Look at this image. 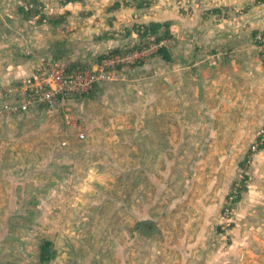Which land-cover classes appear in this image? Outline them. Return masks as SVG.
Returning <instances> with one entry per match:
<instances>
[{
    "label": "crops",
    "instance_id": "1",
    "mask_svg": "<svg viewBox=\"0 0 264 264\" xmlns=\"http://www.w3.org/2000/svg\"><path fill=\"white\" fill-rule=\"evenodd\" d=\"M54 1L56 0H51V4ZM160 1L163 4L158 0L160 5L163 6L158 9L156 14L158 18H154L156 21H161L165 18L166 13L171 15V11H174L175 8L177 11V8H179L175 5L177 0ZM205 1L208 2L209 6L216 7L215 9L218 12L217 7L219 5H232V2L236 0ZM133 5L139 6L137 4ZM246 5L251 7L250 4L243 6ZM35 8L37 10L42 8L41 12H44L45 17L39 19L41 14ZM252 8L257 9L258 7ZM105 10L100 16L98 14L94 15L96 20L92 26L112 25L114 19L106 22ZM46 11L43 0H17L14 3L2 1L0 3V86L16 83L22 76L29 74L30 68L33 70L37 65L36 59L32 63L23 56V48H20L23 42L26 46L32 45L29 46L30 49L39 58L45 57V59L48 58L46 60L53 62H57V60L67 61V59L72 62H79V60L85 62L89 61L90 58H94L90 56V52H86L85 47H88L90 43H100L101 41L96 36L97 34L83 36L81 35L83 32H80L83 29V21L81 20H90L94 14L93 12H86L85 9V11L79 13L76 9L74 11L70 10L65 4H61L57 10L52 4L50 12L47 13ZM28 13L31 14L28 16ZM84 13H89V16L86 18ZM249 14L250 12L247 16ZM70 17L79 20L80 24H74L76 21ZM241 21V26L236 19L217 21L214 25L215 27L221 26L224 29L232 25L240 30L242 26L252 23L250 18L248 20L250 23L243 20V18ZM78 26L80 29H78ZM110 30L112 29L104 30L103 28L100 32L105 31L107 34ZM197 30L201 32L199 40L195 42L190 36H187L186 38L190 40H185L184 43L190 41L192 44L203 43L204 53L205 50L211 51L210 54L222 50L218 47L211 50L208 48L211 47L210 43L213 38H217L215 42L222 40L220 38L222 37L221 34L208 35L206 26L201 23L198 24ZM254 32L255 30L252 29L251 34ZM200 35L195 34L192 37L195 39ZM236 37V33H232L229 39L222 42L227 44L222 52L227 53V55L223 56L222 63L220 61L219 65L213 64L209 70H206L207 72L212 70L213 73L210 76L204 68V66L209 65L204 63L200 68L197 61L202 51L190 47L188 51L183 50V52L177 53L175 62H179L180 65L178 64L175 69L170 68V59L164 58L160 54L146 56L131 64L118 67V80L94 84L87 93H84L81 97L79 96L80 101L74 98H79L77 95L65 99L67 101L63 100L62 104L71 103L69 104L71 106L65 110L67 113L62 111L64 115L60 119L54 118L57 121L55 123L59 125L62 122L67 124L69 128L74 126L79 128L76 136L67 135L61 141L66 149H49L48 147L38 146V144L34 145L26 141V134L24 133L22 136L19 124H15L14 120L19 121V118L30 111L43 110L40 107L52 112L45 105L32 106L22 113H5L1 111L4 98H0V141L4 139L0 146V213L2 215L0 217L3 219V221H0V235L4 236V241L13 239L10 237L12 235H18L17 240L23 244L27 235L38 236V241L34 245L35 253L38 256L42 243L49 240L48 235L56 232L60 233V230L65 232L71 230L68 227L66 229L56 227L59 218L78 220L85 215V218L90 220L93 217H99L104 219V225H106V219L110 218L111 214L108 210L102 212L103 206L98 208V204L106 206V203H114L120 205L112 213L116 216L114 218L120 221V224L114 229L110 225L107 229L104 226L103 233L110 236L125 235L126 238L124 240L122 238L121 242H125L124 248L130 251V257L128 256V258L120 253L122 258L120 262L119 258H115V263L166 264L160 258L152 259L150 253L159 252L163 249L161 246L154 249L153 242L164 246V238H167V234L158 235L155 238L151 237L154 229L158 227L157 222L154 221L156 215L160 216L163 213L162 210H158V213L152 208L156 202H163L160 199L163 196L159 199L156 198L155 182L160 183L159 190H162V192L165 187V184H163L164 178L161 183L159 179H156L155 171L156 169L163 173L170 171L172 163L161 159V157L157 161L150 162L146 160L144 162L142 156L178 155L177 149L183 144L189 145L184 155L193 154L195 159L198 157L196 161L200 162L199 155L202 151L216 146V143L212 142L205 144L202 135H197L193 141V134H190L188 143L185 137L181 143L180 137L173 134V131L177 132L179 128L182 131H190L191 133L199 131L200 124L211 122L210 118L206 116L211 113L209 107H219L217 106V98L228 101L230 97L228 89L230 88L233 90L231 97L235 93L234 90L241 92L247 90L248 83L246 81L240 80L241 83H244V91L238 89L236 86L241 85H237L234 81L237 77L234 66L236 64L238 66L242 61L245 62L249 56V49L245 50L244 47L246 44L244 46L239 45L241 41ZM75 39L78 41L72 42ZM141 39H135V41L141 43ZM242 40L243 42L250 41V34ZM79 44H82V49L78 47ZM26 46L25 48H27ZM74 49L82 55L77 56ZM104 52H106L105 48ZM238 58L240 59L239 62ZM225 66L226 70L223 71L222 68ZM85 70L89 69L85 68L83 71ZM224 74H227V77L220 85V79ZM216 79L217 82H214ZM224 87H226V95L223 94ZM219 88H222V91ZM229 105H231L230 102ZM77 106L80 107L78 112L74 110ZM70 113L74 117L73 123ZM54 129L55 131L47 135L41 129H39L40 131L36 129L32 137L34 136L36 140L53 138L59 131L56 127ZM79 134L84 137L80 138ZM172 138L175 140L174 143H170ZM81 144L85 145L86 148ZM171 147L175 150H172ZM192 147H194L193 150H191ZM73 156L85 160L86 163L83 165L78 164L72 159ZM92 156H96V158L87 162ZM190 163L189 160L187 165ZM76 167L83 168L89 175L94 174L93 177H90L91 182H84L83 185L93 188V191L96 190L97 194L100 185H114L119 190L118 194L102 195L104 198H93L91 197L93 195H84V199L78 197L72 199L69 196L71 200H65L62 203L58 197H55L56 200H51V198H54V194L63 193L64 190L76 184L79 179L78 176H80V172L78 173L75 170ZM138 171L146 172V179L141 178L142 176L139 178ZM129 172L133 176L132 179L124 180L123 178H126ZM127 190L129 196L123 195V191ZM108 191L107 189V192L103 193H108ZM71 207H73V211L70 209ZM67 211L73 213L71 217L64 214ZM17 216L22 221L18 222ZM61 226L66 225L62 223ZM1 239L3 240V238ZM118 241L120 242V240ZM116 242L113 240L112 243L117 244L116 247H118L119 242ZM144 245H146V248H144ZM116 251H119V249ZM125 255H128V253L126 252ZM4 263L7 264L4 259L0 261V264ZM107 264H111V262Z\"/></svg>",
    "mask_w": 264,
    "mask_h": 264
},
{
    "label": "rangeland",
    "instance_id": "2",
    "mask_svg": "<svg viewBox=\"0 0 264 264\" xmlns=\"http://www.w3.org/2000/svg\"><path fill=\"white\" fill-rule=\"evenodd\" d=\"M2 1L14 3L17 0H0V3ZM207 1L211 2L212 0ZM159 2L162 3L160 0ZM159 2L158 0H56L52 4H54L56 10L61 4H65L70 10L74 11L76 9L79 13L85 11V9L86 12L94 13L90 20H81L83 21V29L80 31L83 32L81 34L83 36L97 34L96 36L101 41L100 43H90L88 47H85L86 52H90L92 57L109 54L112 50L126 52L144 46L146 39H141L143 37L141 33L144 26L151 22L164 24V26L161 25L157 29L155 34L152 33V36L169 34L162 39L165 41L164 46L170 57L171 69H175L179 64V62H175L177 53L183 52V50L188 51L190 47H193L202 51L197 61L200 68L204 63L209 65L204 66V68L210 76L213 73L212 70L208 72L206 70H209L213 64L219 65L220 61L222 63L223 56L227 55L225 52L222 53L227 47L226 43H222L223 41L229 39L232 33H236V38L241 41L239 45L244 46L246 44L244 47L245 50L249 49V56L246 54L248 59L245 62H240L238 66L237 64L234 66L237 76L234 81L237 85H241L236 87L242 91H244V83H241V81H246L248 83L247 90L244 92L234 90L235 93L231 97L233 90L228 89V95L230 96L228 101L216 97L218 99L217 106L219 107L208 108L211 113L206 117L210 118L211 122L200 124L199 131L191 133L190 131H182L180 128L177 132L173 131V134L180 137L181 143L184 137L187 138L188 143L190 134H193V141L197 135H202L205 144L212 142L216 143V146L204 149L199 155L200 162L196 161L198 157L195 159L193 154L184 155L189 145L183 144L177 149L178 155L142 156V159L144 162L146 160L151 162L160 160L161 157V159L172 163L170 171L164 173L157 171L158 169L155 171L156 179H159L161 183L164 178L163 184H165V187L162 192V190H159L160 183L155 182L156 198L159 199L163 196L160 198L163 202L153 204L152 210L157 212L162 210L163 213L160 216L156 215L154 221L157 222L158 227L154 229L151 237L155 238L158 235L167 234V238H164V246L153 242L154 249L158 246L163 249L159 252H150L152 259L160 258L166 264H264V45L258 38L259 34L264 33V0H236L232 2V5H219L217 7L218 12L215 9L216 7L209 6L205 0H177L175 5L179 7L178 10L176 11L175 8L174 11H171V15L166 13L165 18L156 21L158 9L163 6ZM43 4L47 10L46 12L49 13L52 6L51 0H43ZM133 4L139 6L136 7ZM245 4H250L251 7L249 5L243 6ZM252 7L258 8L253 9ZM104 10L106 11V22L114 19L112 25L92 26L96 20L94 15L98 14L100 16ZM248 12L251 15L247 16ZM84 16L87 18L89 13H84ZM242 18L247 21L250 18L254 25H250L252 23L248 21L250 24L242 26L240 30L232 25L225 29L214 25L217 21L236 19L241 26ZM75 21L74 24H80L79 20ZM116 22L117 24H115ZM200 23L206 26L208 35H222L220 37L222 40L217 42H215L217 38H213L210 43L211 47L208 48L211 50L218 47L222 50L215 54H210L211 51L208 52L207 50L204 53L203 43L192 44L191 41L184 43L185 40H190L186 38L187 36H190L195 42L199 40L201 32L197 30V27ZM103 28L104 30H112L108 31L107 34L105 31L101 33L100 30ZM166 28L167 32L164 31ZM78 29H80L79 26ZM188 29L190 30L187 32ZM252 29L255 32L251 34ZM195 34L200 36L194 39L192 36H195ZM249 34L250 41L243 42L242 39ZM138 36L140 38L137 39ZM135 39H141L142 41L138 43ZM75 41L78 40L75 39L72 42ZM25 46L24 42L20 46V48H23V56L32 63L36 59V66L58 63L46 60L48 58L45 59V57L39 58L38 55H35V57L27 56L25 50L30 49L29 46L32 45L29 44V46H26L27 48ZM81 46L82 44L78 45L82 49ZM104 48L106 52L103 53ZM74 51L76 50L74 49ZM76 55L80 57L82 54L76 51ZM96 64L97 62L88 69L93 68ZM36 66L33 70L30 68L27 76L34 73L35 68H38ZM222 70L225 71L226 66ZM226 77L227 74L222 76L220 85L223 84ZM214 82H217V79ZM222 88H219V90L222 91ZM224 89L223 94L226 95V87ZM74 98L78 101L81 99L80 97ZM229 102L231 105H229ZM69 104H59L52 112L40 107L43 110L30 111L19 118V121L14 120L15 124H19L22 136L24 133L26 134V141L34 145L38 144V146L48 147L49 149H66L61 141L67 135L76 136L79 128L74 125H72L74 127L69 128L67 124L62 122L57 125L55 119H60L64 115L62 111L69 109L71 106ZM78 109H80L79 106L74 110L78 112ZM65 112L67 113V111ZM71 118L73 123L74 117L72 115ZM55 127L59 131L53 138L36 140L34 136L32 137L36 129L38 131L41 129L47 135L55 131ZM2 141L4 139H1L0 146ZM174 141L172 138L170 143H174ZM81 145L86 148L85 145ZM171 149L175 150L173 147ZM193 149L194 147L191 148V150ZM95 158L96 156H92L87 162ZM72 159L80 165L86 163L85 160L78 157L73 156ZM189 160L191 163L187 165ZM178 162L180 164H177ZM75 170L78 173L80 172L76 184L64 190L63 193L54 194V198H51V200H56L55 197H58L62 203L65 200H71L69 196L72 199L77 197L84 199V195H93L91 196L93 198H104L102 195L118 194L117 187H114V185L105 186L104 184L100 185L97 194V191H93V188L83 185L84 182L90 183V177H93L94 174L89 175L83 168L79 167H76ZM138 173L139 178L142 176L141 178L146 179V172L138 171ZM132 177L129 172V175L123 179L131 180ZM107 189L109 190L108 193H103L107 192ZM123 195L129 196L128 190L123 191ZM118 205L114 203H106V206L98 204V208L103 206L102 212L108 210L111 214V217L106 219V225H104V219L99 217H93L90 220L86 219L85 215L78 220L59 218L56 227H64L65 229L68 227L71 230L69 232L60 230V233L56 232L47 236L52 256L44 262L39 261L34 250L38 236L27 235L22 244L17 240L18 235L10 236L13 239L7 241H4V236L0 235V261L4 259L7 264H69V262H72L70 264H107L108 262L116 264L115 258H119V262L122 258L120 253L125 258L130 257V251L124 248L125 242H121V239L124 240L126 236L104 235L103 231L104 226L107 229L110 225L114 229L120 224V221L114 218L116 216L112 214L113 210L118 209ZM70 209L73 211V207ZM64 214L71 217L73 213L67 211ZM0 216H2L1 213ZM17 220L18 222L22 221L18 216ZM0 221H3L2 217H0ZM46 222L49 223L47 220ZM62 223H65L66 226H61ZM75 228L77 230H74ZM113 240L117 241L116 243L120 240L118 247H116L117 244L112 243ZM144 246L146 248V245ZM117 249L119 251H116ZM126 252L128 255H125ZM139 255L141 256V254Z\"/></svg>",
    "mask_w": 264,
    "mask_h": 264
},
{
    "label": "built area",
    "instance_id": "3",
    "mask_svg": "<svg viewBox=\"0 0 264 264\" xmlns=\"http://www.w3.org/2000/svg\"><path fill=\"white\" fill-rule=\"evenodd\" d=\"M258 38L264 45V36ZM164 43L163 39L149 41L138 49L105 56L93 68L85 71L67 72L58 63L36 66L38 68L33 74L20 78L16 83L0 86V98H4L1 111L22 113L40 104L53 111L63 100L87 93L96 83L118 80V67L155 53ZM25 54L32 57L36 55L31 49H26ZM78 136L84 137L82 134Z\"/></svg>",
    "mask_w": 264,
    "mask_h": 264
},
{
    "label": "trees",
    "instance_id": "4",
    "mask_svg": "<svg viewBox=\"0 0 264 264\" xmlns=\"http://www.w3.org/2000/svg\"><path fill=\"white\" fill-rule=\"evenodd\" d=\"M66 1H70V0H66ZM60 3H63V2H60ZM38 9H40V10H37L36 9L37 12L39 11L40 14H41L39 16V19L45 17L44 12H41L42 11V8H38ZM27 15L29 16V13ZM161 25L164 26V24H159V23L156 24V23L151 22V23L147 24L146 26H144V30H142L141 36H143L142 37L143 39H146V43L149 42V41L156 42V41L164 38L165 36H168L169 35V34H166V33L160 34L158 36H152L151 35L152 33L155 34L156 31H157V29ZM164 31L167 32V28ZM138 33L140 34V32H138ZM258 33H260V32H258ZM262 34H259V36H264V33H262ZM117 53H123V52L112 50V52L109 53V54L102 55V56H97V57H94V58H90L89 61H85V62H80V60H79V62H72V61H69L68 59H67V61L66 60H64V61L57 60V62L59 63V65H62L67 72H69V71H79V70L81 71L82 69L84 70L85 68H89L90 67L89 65L91 63L94 64L96 62H99L102 59L101 57H103V56H109V55L117 54ZM156 54H160L162 57L167 58V59H170V57L168 56V53H167L166 48H165L164 45H162L161 47H159L155 53H152V54H150L148 56L156 55ZM73 63H75V64H73ZM82 95L83 94L77 95V96L78 97L79 96L81 97ZM49 246L50 245H49L48 241L42 243V245L40 247V250L38 252V259H39V261H42V262L47 261L48 258H50L52 256V254H51V252L49 250Z\"/></svg>",
    "mask_w": 264,
    "mask_h": 264
}]
</instances>
